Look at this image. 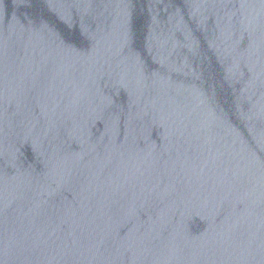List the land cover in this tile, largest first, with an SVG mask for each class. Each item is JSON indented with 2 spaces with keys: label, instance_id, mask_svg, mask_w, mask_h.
Returning <instances> with one entry per match:
<instances>
[{
  "label": "water",
  "instance_id": "water-1",
  "mask_svg": "<svg viewBox=\"0 0 264 264\" xmlns=\"http://www.w3.org/2000/svg\"><path fill=\"white\" fill-rule=\"evenodd\" d=\"M0 264H264V0H0Z\"/></svg>",
  "mask_w": 264,
  "mask_h": 264
}]
</instances>
